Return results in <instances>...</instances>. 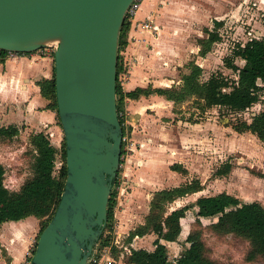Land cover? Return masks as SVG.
<instances>
[{
	"label": "rangeland",
	"instance_id": "obj_1",
	"mask_svg": "<svg viewBox=\"0 0 264 264\" xmlns=\"http://www.w3.org/2000/svg\"><path fill=\"white\" fill-rule=\"evenodd\" d=\"M227 2L231 1L227 0ZM231 3L225 6L224 24L218 30L220 39L213 43L205 56L198 55L196 50L200 41L199 37H208L204 24L201 27L184 26L176 30L173 29L174 34L171 36L173 38L170 43H167L166 49L162 51L164 58L161 62H154V72L150 76L152 83L158 85L161 84V81H156L157 79L168 78L169 80L165 79L168 81L166 85L171 82L180 88L183 83L182 76L190 71L191 63L194 60L203 67L201 81L207 80L212 73L217 72H222L231 79L238 78V73L226 65L225 58L233 54V50L239 43L245 44L251 37H264V0H234ZM208 27H213V24ZM128 36V31L127 35L123 32L121 44H119L121 65L119 83L122 89L124 87L126 89L130 70H133V65L137 61V58L131 55V50L126 47ZM152 48L154 47L152 46L150 50ZM157 51L154 52L158 57L159 52ZM233 58L238 65H243L244 61L239 56ZM148 70L150 71V69ZM123 73H127V77ZM262 85L259 101L241 111H234L218 105L205 107L204 102L195 96H188L173 106H163L165 110L159 114L161 120L164 122L174 120L172 124L179 130V133H184L185 129H188L187 136L190 139L186 147L188 152L180 159L186 160L181 165L189 163V167L191 169L194 167V170L191 174L187 173L188 175L180 172L178 178H174L170 176L169 162H164L159 167L162 181L155 187L172 186L184 182L187 178L192 180L200 177L199 179L204 180L205 183V189L201 195L229 192L241 201H259L264 205V141L251 131L239 132L234 128V125L241 121L251 122L255 114L264 110V83ZM121 115L124 120V135L126 136V140L123 141L124 153L121 159L124 162L133 150L131 131L125 125V120L131 114L130 112L126 113L125 103L121 106ZM197 122L199 125L196 126ZM190 123L195 126L192 128ZM203 123L204 125H202ZM50 137L51 143L57 148L53 175L59 177L65 161V138L60 124L57 132ZM36 154L37 150L32 143L31 134L24 129L21 132L19 129V133L13 137H0V163L5 167L4 184L6 183L9 190H19L22 183L33 175ZM227 162L231 163L228 173L225 175L215 174L216 170L224 168ZM122 171H124V165L120 164L118 182L112 186V191H114L113 227H109L103 237H110V240L113 241L118 238L121 241L120 245L127 243L125 239H127L128 229L144 221L147 209L144 199L145 191L131 195L134 191L131 187L132 183L128 184L129 182L126 177L124 178ZM137 200L138 202H136ZM186 204L190 208L184 216L186 218L183 221V232L174 243L164 241L170 260L174 261L185 249L194 250L203 246L206 256L216 264H264V255L259 254L252 259L248 257L251 243L247 238L232 232H218L213 228L212 223H222V218L209 216L197 196L182 198L167 206L170 209ZM125 210L131 212L133 218L122 222V219H126L122 213ZM47 221L48 216H45L37 227L36 242ZM122 226L125 228L122 229ZM14 230L18 229L14 228ZM155 237V234L146 235L140 239V243L147 249L153 250L156 247L153 243ZM111 248V251L104 254L100 264H104L108 258H112L113 264H118L120 260L115 261L112 252L118 253L119 248H116L115 245H112ZM102 251L98 247L97 252ZM125 260L127 261L126 257Z\"/></svg>",
	"mask_w": 264,
	"mask_h": 264
},
{
	"label": "water",
	"instance_id": "obj_2",
	"mask_svg": "<svg viewBox=\"0 0 264 264\" xmlns=\"http://www.w3.org/2000/svg\"><path fill=\"white\" fill-rule=\"evenodd\" d=\"M132 1L0 0V49L30 52L57 43L55 88L67 176L28 264H87L105 228L122 159L119 35Z\"/></svg>",
	"mask_w": 264,
	"mask_h": 264
},
{
	"label": "crops",
	"instance_id": "obj_3",
	"mask_svg": "<svg viewBox=\"0 0 264 264\" xmlns=\"http://www.w3.org/2000/svg\"><path fill=\"white\" fill-rule=\"evenodd\" d=\"M231 2H227V0H143L132 23H128L129 36L126 47L131 50V55L137 58V61L133 65V70H130V76L126 82L127 87L126 89L124 87V91L134 90L137 87L178 88V85L171 82L166 85L168 81L165 79L168 78L157 79L156 81H161V84L158 85L152 83L150 79L151 74L154 72L155 63L161 62L164 58L162 51L166 49L167 43L172 40L173 29L176 30L184 26L201 27L204 24L207 35L208 30H212L216 26L218 32L224 24L225 6L232 4ZM147 18L152 20V28L146 29L138 24ZM217 22L220 24L217 25ZM212 24L213 27H208ZM202 38H206V36L199 37V39ZM152 46L154 48L150 50ZM201 46L199 41L196 50L198 55L205 56L210 50L205 54H201ZM155 50L159 52L158 57L154 52ZM194 62L202 67L197 61L194 60ZM54 76L53 58L42 55L40 50L27 52L16 57L0 55V125H16L20 132L22 129L29 132V134L43 132L51 138L50 136L59 129L58 109L52 105L53 102L50 98L43 95L39 82L51 80ZM124 103L126 113L130 112L131 114L125 120V125L131 131L134 147L132 146L133 150L126 157V160L121 161V164L124 165L122 173L124 178H127L128 184L131 185L132 183L133 185L131 187L134 191L131 195L145 191L144 199L147 205L144 221L129 228L127 234L129 236L132 230L146 222L151 201L156 191L179 186L191 180V178H187L184 182L172 186L155 187L156 184H160L162 181V173L159 171V167L164 162L170 164V176L178 178L180 171L172 169L171 166L175 163L181 165L186 162V160L183 161L180 158L187 155L188 148L186 147L190 139L187 136L188 129H185L184 133H179V130L172 124L174 120L172 122L161 120L159 114L165 110L163 106L167 107L175 104V101L169 99L166 95L151 92L148 95L142 94L136 99L126 96ZM190 125L193 128L195 125H199V122L195 125L190 123ZM174 158L176 159L174 160ZM188 164L182 166L187 169L188 174H191L194 167L191 169ZM202 179L204 178L202 177ZM201 184L203 185L202 190L188 194L187 197L178 198L173 202H177L182 198L202 196L201 194L205 189L204 180L201 181ZM122 213L126 216V219H122V222L133 218L132 213L128 210L122 211ZM122 217L124 218V216ZM185 218L181 219L182 227ZM39 224L40 220L34 215L20 220H8L0 224V264H27L36 243L35 233ZM20 227L23 229H19ZM14 228L18 230H14ZM123 228L125 226H122ZM182 232L183 228L178 236ZM150 234L155 233L148 232L141 236L136 235L131 240H128L126 236L125 242L127 243H124V245L122 243L120 245L121 241L117 238L115 246L119 248V252L118 256L112 252L114 260H120L118 264H132L125 260V256L131 253L132 248H146L141 245L140 239ZM165 242L174 243V241Z\"/></svg>",
	"mask_w": 264,
	"mask_h": 264
},
{
	"label": "trees",
	"instance_id": "obj_4",
	"mask_svg": "<svg viewBox=\"0 0 264 264\" xmlns=\"http://www.w3.org/2000/svg\"><path fill=\"white\" fill-rule=\"evenodd\" d=\"M220 23L217 22V25ZM217 26L208 30V37L200 39L201 54H205L211 49L213 43L220 39ZM128 23L125 20L119 35V44L123 32L127 35ZM5 50L0 54L4 55ZM239 56L243 65H238L233 57ZM120 55L118 50L117 65V107L119 118L125 132L124 120L121 115V106L124 98L136 99L140 95H148L151 92L166 95L177 104L188 96L199 97L205 107L224 106L234 111L245 110L255 102L259 101L264 83V37H251L245 44H238L230 57H226V65L238 73L237 79H231L222 72L212 73L210 77L201 81L200 76L203 68L192 61L190 72L182 76V86L180 88H142L124 91L119 83V73L121 70ZM261 79V83L258 80ZM42 93L50 98L53 106L57 108L55 76L51 80L40 81ZM60 120V119H59ZM60 122V121H59ZM61 125V123H60ZM239 132L251 131L260 140L264 141V110L255 114L251 122L241 121L234 125ZM19 133L16 125H0V137H13ZM37 154L33 164V175L27 178L19 190H9L4 184L5 167L0 163V224L8 220H20L27 216H36L41 223L45 216L48 224L60 201L62 191L67 176L66 166V145L64 152V165L61 167L59 177L53 175L55 166V155L57 148L51 143L48 135L43 132L31 134ZM122 143V154L124 153ZM172 169L187 173V169L175 163ZM231 168V163L227 162L224 168L216 170L215 174L225 175ZM116 175L113 186L118 182ZM203 185L199 178L180 184L172 188H164L155 192L151 201L150 210L146 217V222L137 226L130 232L128 240L136 235H144L154 232L156 238L154 244L156 248H132L131 253L126 255L127 262L132 264H216L205 254L203 246L196 249H185L176 259L168 258L167 245L164 241H176L182 230L181 219L186 215L190 206L182 205L173 209H168L174 200L202 190ZM114 191L108 203V216L103 233L98 240V244L108 245L111 243L110 237H104L105 231L113 227V206ZM198 201L207 210L211 217L220 216L222 223L213 222V228L218 232H232L247 238L251 243L248 257L250 259L261 254L264 255V205L259 201H241L229 192H219L213 195H202ZM42 228V230H43ZM41 230V231H42ZM36 247V245H35ZM35 250V248H34ZM118 256V253H115Z\"/></svg>",
	"mask_w": 264,
	"mask_h": 264
},
{
	"label": "built area",
	"instance_id": "obj_5",
	"mask_svg": "<svg viewBox=\"0 0 264 264\" xmlns=\"http://www.w3.org/2000/svg\"><path fill=\"white\" fill-rule=\"evenodd\" d=\"M142 1L143 0H133L131 2L130 6L128 7V9L126 11V16H125V20L127 21V23H132L135 15H136V12L140 8V5H141ZM138 24L141 25L143 28H146V29H149V28L153 27V23H152V20L150 18H147V19H145L143 21H140ZM56 48H57V43H53V44H50L49 46H46V47H43V48H40V49H37V50H40L41 54L44 55V56H51L53 58V60H54V51H55ZM1 50L2 49H0V51ZM5 51L6 52H5L4 55H6L8 57H16V56H19L21 54L27 53V52H19V51H14V50H5ZM127 73H128V71H127ZM127 73L126 74L123 73V75H126V77H127ZM124 140H126V136L125 135H123V141ZM115 244H116V241H113V240L111 241L110 245H102V246H100V244H97L96 248H95L94 252L92 253V255L90 256L87 264H90L91 261H93V262H91V264H100L102 259H103L104 254L108 253L109 251H111L112 245H115ZM98 247H99V249L101 251L103 250L102 252H104V253H102V252L98 253L97 252L98 251ZM33 254H34V249H33L32 255L30 257V260H31V258L33 256ZM111 259L108 258L105 261L104 264H113ZM28 262H27V264H28Z\"/></svg>",
	"mask_w": 264,
	"mask_h": 264
}]
</instances>
